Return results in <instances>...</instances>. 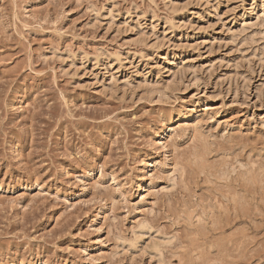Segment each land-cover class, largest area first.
<instances>
[{"label": "rangeland", "instance_id": "374dc122", "mask_svg": "<svg viewBox=\"0 0 264 264\" xmlns=\"http://www.w3.org/2000/svg\"><path fill=\"white\" fill-rule=\"evenodd\" d=\"M0 264H264V0H0Z\"/></svg>", "mask_w": 264, "mask_h": 264}]
</instances>
